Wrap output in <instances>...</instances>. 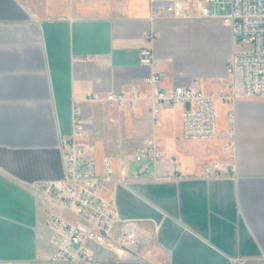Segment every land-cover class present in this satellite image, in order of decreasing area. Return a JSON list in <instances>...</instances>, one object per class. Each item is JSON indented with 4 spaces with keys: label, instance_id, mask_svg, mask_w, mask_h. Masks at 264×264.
<instances>
[{
    "label": "crops",
    "instance_id": "0c3cea01",
    "mask_svg": "<svg viewBox=\"0 0 264 264\" xmlns=\"http://www.w3.org/2000/svg\"><path fill=\"white\" fill-rule=\"evenodd\" d=\"M173 20L148 0H0V264H70L49 259L52 231L35 186L62 177L60 139L69 136L73 106L89 118L103 105L86 95L126 92L151 70L165 73V88L199 79L215 97L216 135L186 141L181 105L154 123L148 103H139L135 146L152 137L162 158L138 177L132 152L124 160L127 186L109 184L103 194L114 196L120 219L141 222L155 243L139 258L108 254L104 263L264 264V101L221 98L231 93L232 41L220 19L208 20L220 29L214 48L192 69L175 65L166 29ZM150 29L158 38L148 68L138 52ZM177 106L178 115L165 113ZM233 122L236 157L223 150ZM89 154L98 164L106 157ZM215 163L233 168L206 176Z\"/></svg>",
    "mask_w": 264,
    "mask_h": 264
},
{
    "label": "built area",
    "instance_id": "2783aa9c",
    "mask_svg": "<svg viewBox=\"0 0 264 264\" xmlns=\"http://www.w3.org/2000/svg\"><path fill=\"white\" fill-rule=\"evenodd\" d=\"M85 1V0H70ZM159 4L172 19H220L231 32V52L226 61L230 95L223 100L264 101V0H228V10L218 15L219 0H148ZM155 17H159L158 13ZM153 19V18H152ZM146 45L139 49L138 62L151 68L156 63L154 44L158 33L150 29L144 35ZM165 73L151 70L126 92L90 93L86 101L135 111L145 102L154 123L164 109L181 105L182 139H211L216 135L215 97L206 93L197 78L188 85L165 88ZM233 117V116H232ZM92 118L83 116L78 105L72 109L69 136L60 139L63 174L59 179L40 181L35 190L45 209V224L52 231L53 250L49 259L70 264H105L108 254L139 258L144 247L155 243L152 232L136 220H122L114 196L103 191L109 184L127 186L128 170L124 160L104 157L101 164L89 153L88 133ZM223 150L236 157L237 130L233 122L224 133ZM133 161L139 164L135 175L142 177L162 158L154 138H146L133 149ZM229 164L215 163L206 176L228 175ZM151 178L157 179L154 172ZM119 224L115 233L114 226Z\"/></svg>",
    "mask_w": 264,
    "mask_h": 264
},
{
    "label": "rangeland",
    "instance_id": "374dc122",
    "mask_svg": "<svg viewBox=\"0 0 264 264\" xmlns=\"http://www.w3.org/2000/svg\"><path fill=\"white\" fill-rule=\"evenodd\" d=\"M219 1H223L225 8L221 9L223 4L220 3L215 12L223 15L228 10V0ZM214 19L173 20L167 24V32L172 35L168 42L169 52L175 58V65L182 69H192L202 55L214 48L220 38L218 34L220 29L208 22ZM179 110L180 106H177L175 110H168L165 113L178 115ZM91 112L92 126L88 133V142L96 158L102 160L104 156H112L117 161L130 158L135 144L139 142L134 138L136 131L132 118V115H135L134 111L103 105ZM181 143L180 140L179 144ZM130 164L136 163L130 160Z\"/></svg>",
    "mask_w": 264,
    "mask_h": 264
}]
</instances>
